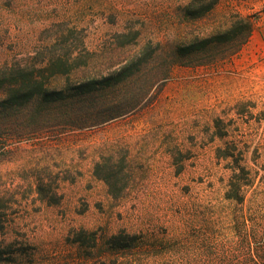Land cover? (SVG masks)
<instances>
[{
    "label": "rangeland",
    "instance_id": "1",
    "mask_svg": "<svg viewBox=\"0 0 264 264\" xmlns=\"http://www.w3.org/2000/svg\"><path fill=\"white\" fill-rule=\"evenodd\" d=\"M188 1L0 0V69L90 53L50 87L155 50L94 93L0 103V264H264V0H219L197 20ZM234 14L253 21L237 51L178 54ZM121 149L131 178L114 198L93 169ZM120 232L130 247L110 244Z\"/></svg>",
    "mask_w": 264,
    "mask_h": 264
},
{
    "label": "trees",
    "instance_id": "2",
    "mask_svg": "<svg viewBox=\"0 0 264 264\" xmlns=\"http://www.w3.org/2000/svg\"><path fill=\"white\" fill-rule=\"evenodd\" d=\"M218 4L219 0H189L181 7V13L187 20H197L212 12ZM252 30L253 21L250 17L234 14L233 20L227 25L214 29L204 37L196 36L188 42L184 41L179 44L177 52L180 56H185L221 45L225 46L226 54L233 53L247 41ZM128 35L121 33L118 37L127 38ZM132 40L133 37L120 41V44L126 45ZM149 47L151 48V42H148L139 54L125 59V62L119 67L107 72L101 71L83 75L76 80L75 84L69 83L64 88L50 87L48 85L50 79L58 75H68L79 67L87 66L90 55L88 51H86V55L81 57H72L70 54L56 55L55 51L42 67H36L35 63L25 66H6L0 69V91L4 93V98L0 103L3 107L21 106L34 98H40L44 102H54L77 95L94 93L97 90L125 81L139 71L153 57L155 50H149ZM172 63L174 64L175 61ZM127 156V150H117L104 158L103 161H97L94 165L93 174L105 182L109 193L114 198L121 197L130 183ZM226 156L229 154L224 155V157ZM43 196L46 197V194ZM90 235L94 242L93 246H95L96 236L94 233H90ZM127 238L129 235L120 232L110 237V244L116 249L128 248L130 243ZM73 241L83 245L86 241L85 232L77 231ZM73 264L88 263L77 261Z\"/></svg>",
    "mask_w": 264,
    "mask_h": 264
}]
</instances>
